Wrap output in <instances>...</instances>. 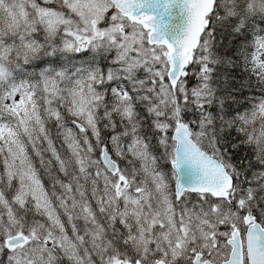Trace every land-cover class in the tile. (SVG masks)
Segmentation results:
<instances>
[{
    "label": "snow or ice",
    "instance_id": "obj_1",
    "mask_svg": "<svg viewBox=\"0 0 264 264\" xmlns=\"http://www.w3.org/2000/svg\"><path fill=\"white\" fill-rule=\"evenodd\" d=\"M0 264H264V0H0Z\"/></svg>",
    "mask_w": 264,
    "mask_h": 264
}]
</instances>
